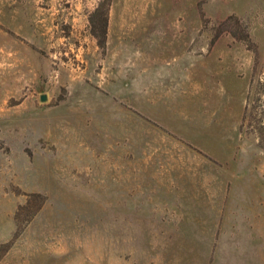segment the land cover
I'll return each mask as SVG.
<instances>
[{
    "label": "rangeland",
    "instance_id": "obj_1",
    "mask_svg": "<svg viewBox=\"0 0 264 264\" xmlns=\"http://www.w3.org/2000/svg\"><path fill=\"white\" fill-rule=\"evenodd\" d=\"M0 264H264V0H0Z\"/></svg>",
    "mask_w": 264,
    "mask_h": 264
},
{
    "label": "trees",
    "instance_id": "obj_2",
    "mask_svg": "<svg viewBox=\"0 0 264 264\" xmlns=\"http://www.w3.org/2000/svg\"><path fill=\"white\" fill-rule=\"evenodd\" d=\"M106 23H104V25H105Z\"/></svg>",
    "mask_w": 264,
    "mask_h": 264
},
{
    "label": "water",
    "instance_id": "obj_3",
    "mask_svg": "<svg viewBox=\"0 0 264 264\" xmlns=\"http://www.w3.org/2000/svg\"><path fill=\"white\" fill-rule=\"evenodd\" d=\"M44 99V98H43Z\"/></svg>",
    "mask_w": 264,
    "mask_h": 264
}]
</instances>
